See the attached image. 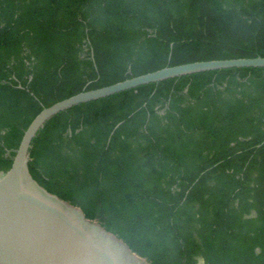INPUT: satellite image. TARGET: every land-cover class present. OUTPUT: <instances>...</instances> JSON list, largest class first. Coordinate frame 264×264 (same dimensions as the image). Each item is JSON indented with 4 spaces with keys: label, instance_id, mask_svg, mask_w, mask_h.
I'll return each instance as SVG.
<instances>
[{
    "label": "trees",
    "instance_id": "16d2710c",
    "mask_svg": "<svg viewBox=\"0 0 264 264\" xmlns=\"http://www.w3.org/2000/svg\"><path fill=\"white\" fill-rule=\"evenodd\" d=\"M264 57V0H0V170L43 107L165 66ZM28 169L151 264H264V67L68 107Z\"/></svg>",
    "mask_w": 264,
    "mask_h": 264
},
{
    "label": "water",
    "instance_id": "95a60500",
    "mask_svg": "<svg viewBox=\"0 0 264 264\" xmlns=\"http://www.w3.org/2000/svg\"><path fill=\"white\" fill-rule=\"evenodd\" d=\"M264 67V57L187 62L83 90L43 107L24 130L11 165L0 170V264H151L85 216L80 207L48 192L30 174L32 140L57 112L147 83L215 69Z\"/></svg>",
    "mask_w": 264,
    "mask_h": 264
},
{
    "label": "rangeland",
    "instance_id": "374dc122",
    "mask_svg": "<svg viewBox=\"0 0 264 264\" xmlns=\"http://www.w3.org/2000/svg\"><path fill=\"white\" fill-rule=\"evenodd\" d=\"M197 264H202V261H198V263Z\"/></svg>",
    "mask_w": 264,
    "mask_h": 264
}]
</instances>
